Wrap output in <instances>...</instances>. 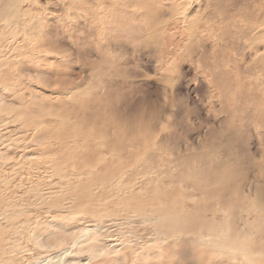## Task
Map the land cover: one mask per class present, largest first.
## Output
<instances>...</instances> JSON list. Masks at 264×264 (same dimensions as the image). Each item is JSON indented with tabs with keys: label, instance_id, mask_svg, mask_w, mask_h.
Listing matches in <instances>:
<instances>
[{
	"label": "rangeland",
	"instance_id": "rangeland-1",
	"mask_svg": "<svg viewBox=\"0 0 264 264\" xmlns=\"http://www.w3.org/2000/svg\"><path fill=\"white\" fill-rule=\"evenodd\" d=\"M263 53L264 0H0V264H236Z\"/></svg>",
	"mask_w": 264,
	"mask_h": 264
},
{
	"label": "clouds",
	"instance_id": "clouds-1",
	"mask_svg": "<svg viewBox=\"0 0 264 264\" xmlns=\"http://www.w3.org/2000/svg\"><path fill=\"white\" fill-rule=\"evenodd\" d=\"M241 199L243 207L239 222L222 229L216 223L220 216L213 219L210 214V218L197 227L193 235L205 241L225 242L237 258L236 264H264V183L258 184L247 200ZM215 211L217 209L213 208L212 212Z\"/></svg>",
	"mask_w": 264,
	"mask_h": 264
},
{
	"label": "snow or ice",
	"instance_id": "snow-or-ice-1",
	"mask_svg": "<svg viewBox=\"0 0 264 264\" xmlns=\"http://www.w3.org/2000/svg\"><path fill=\"white\" fill-rule=\"evenodd\" d=\"M68 214H71V215H74V216H82V214H79V215L78 214H74V213H68ZM87 235H88L87 231H77L74 234L66 236L64 239L58 240L55 243L49 245L46 249H44V251L52 253L54 250L59 249L61 247H65V246H69V247L75 248V247L78 246L79 242L82 239L87 237ZM222 235H223V233H222ZM95 255L97 257H99V258H103L106 255V253L99 252V253H96Z\"/></svg>",
	"mask_w": 264,
	"mask_h": 264
},
{
	"label": "bare ground",
	"instance_id": "bare-ground-1",
	"mask_svg": "<svg viewBox=\"0 0 264 264\" xmlns=\"http://www.w3.org/2000/svg\"><path fill=\"white\" fill-rule=\"evenodd\" d=\"M264 54V53H263ZM68 168V167H67ZM65 174V173H64ZM67 174V173H66ZM76 174V173H75ZM113 174V173H112ZM72 175V174H71ZM68 176H69V174H68ZM56 177V176H55ZM70 177V176H69ZM116 177V176H115ZM66 178V177H65ZM87 183V182H86ZM37 185V184H36ZM35 185V186H36ZM80 185V184H79ZM92 185V184H91ZM88 187V186H87ZM112 190V189H111ZM81 191V190H80ZM50 193V192H49ZM89 193V192H88ZM93 194V193H92ZM186 213V212H185ZM146 215V214H145ZM144 215V216H145ZM182 219V218H181ZM116 220V219H115ZM183 223V222H182ZM228 225H229V222H226ZM226 224V225H227ZM226 225H224V226H226ZM227 225V226H228ZM222 229H224L223 227H222ZM18 246V245H17ZM12 250H14V249H12V247H9L8 248V250L7 251H5V254H6V262L4 263V264H12L13 262V260H16L17 259V257L15 258V255H13L11 252H12ZM8 252V253H7ZM15 258V259H14ZM55 258V259H54ZM16 262V261H15ZM13 264H15V263H13ZM37 264H61V256L60 255H56V256H54V257H52V255H51V258H45V259H43V260H41V261H39Z\"/></svg>",
	"mask_w": 264,
	"mask_h": 264
}]
</instances>
